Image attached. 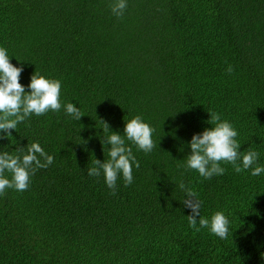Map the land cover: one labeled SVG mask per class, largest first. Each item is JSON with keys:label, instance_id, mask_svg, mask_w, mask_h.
Returning <instances> with one entry per match:
<instances>
[{"label": "trees", "instance_id": "trees-1", "mask_svg": "<svg viewBox=\"0 0 264 264\" xmlns=\"http://www.w3.org/2000/svg\"><path fill=\"white\" fill-rule=\"evenodd\" d=\"M113 2L0 0V47L23 68L19 83L29 93L35 71L60 80L62 105L0 132V153L39 142L54 157L27 190L0 195V264H264V172L221 162L224 174L205 179L186 168L211 113L264 167V0H127L121 18ZM137 115L156 147L125 138L140 167L113 194L87 169L109 159L107 137ZM181 182L201 217L225 214L227 239L189 226Z\"/></svg>", "mask_w": 264, "mask_h": 264}, {"label": "clouds", "instance_id": "clouds-1", "mask_svg": "<svg viewBox=\"0 0 264 264\" xmlns=\"http://www.w3.org/2000/svg\"><path fill=\"white\" fill-rule=\"evenodd\" d=\"M109 7L113 15L121 18L127 8V0H114ZM22 71V67L18 68L10 63L7 50L0 47V132L5 133L6 137L11 136V130H15L19 123L26 121L32 115L42 116L48 111L59 112L62 107L60 80L47 79L35 71L28 85L30 92L26 93L25 87L19 83ZM232 71L233 68L229 66L227 72ZM63 107L65 113L76 121H80L84 116L73 103H65ZM101 122L105 130H109V125L102 120ZM209 122L214 126L193 135L190 141L191 154L187 156V169L195 170L205 179L224 174L225 169L221 167V162L232 164L237 173L250 168L252 176H259L264 172V167H253L259 155L256 151L248 150L246 153H240V145L236 140L238 133L231 123L222 120L218 113H211ZM153 131L154 129L145 123L141 116H135L126 123L123 136L112 132L107 137L106 143L111 146L108 151L109 159L103 162L95 159L93 166L87 169V174L91 177H99L103 173L105 183L113 194L116 191L117 179L121 175L125 186L131 185L132 165L135 164L137 169L140 165L133 155L132 148L126 145L125 138L135 144L139 150L149 153L156 147L152 140ZM53 161L54 157L46 153L39 142L17 148L16 154L0 153V195L4 194L6 189L27 190L30 176L37 169L47 168ZM6 171L11 173V179L5 176ZM179 187L186 194L183 204L191 212L187 216L189 226L197 232L202 228H208L220 239H227L229 220L225 214L217 211L210 219L201 217L202 202L197 198V193L191 188H186L183 182Z\"/></svg>", "mask_w": 264, "mask_h": 264}]
</instances>
